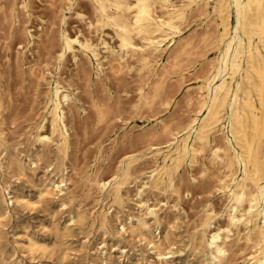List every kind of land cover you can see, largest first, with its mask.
I'll return each mask as SVG.
<instances>
[{
    "label": "bare ground",
    "instance_id": "bare-ground-1",
    "mask_svg": "<svg viewBox=\"0 0 264 264\" xmlns=\"http://www.w3.org/2000/svg\"><path fill=\"white\" fill-rule=\"evenodd\" d=\"M31 1L0 0V29L6 34L5 41L7 39L10 42L16 36L19 14L26 18L23 19L26 22L33 17ZM54 1L48 2L53 6L57 4ZM59 2V7L56 6L58 12L53 10L59 13L58 26L55 25L57 31L53 34L51 26L49 28L52 31H49L48 26V31H44V39L51 48L49 53L54 60V71L49 74L51 80L46 83L48 86L44 94L43 113L38 117L40 119L32 134V139L38 141L41 146L54 145L57 156L60 152L64 155L70 143L64 104L72 100L73 94L62 85L57 75L67 56L70 55L76 65L81 59L93 64L95 76L103 72L105 63L112 62L111 65L116 67H128L131 63H136L140 77L144 78L142 79L144 81L138 87L137 101L134 100L139 106L147 104V107L153 106L150 104L157 101V97L165 92L162 90L164 87L162 88L161 79L168 73L167 62L181 53L188 52L192 46V36L180 34V24L187 16L197 15L203 20L204 30L198 42L206 46V50H214L208 60L207 71L201 75L196 88L192 91L185 89L188 109L185 117L173 126L161 119L157 121L160 132L166 136L163 144L157 145L155 142L154 145L153 141V144L149 143L148 146L147 143V153L126 155L123 151L125 154L122 153V156H126L121 159L119 169L116 170L117 166L115 167L116 172L111 174V178L104 179L98 176L88 178L94 182L102 200L106 197L110 199L107 208L101 207L94 212L92 222L98 224L100 232L110 231L108 209L112 207L114 210L115 205L123 206V191L131 175L136 174V164H139L144 156L146 157L144 160L150 158L148 160L152 161V165L149 170L143 172L145 175L143 180L139 177L140 188L136 186V196H139L145 186L160 190L170 189L169 191L174 192L176 186L178 187L174 177L179 166L184 161L188 163L196 161L197 156L202 154L204 170H207L209 165L219 170L216 189L223 196L224 203L216 209L212 200L206 201L198 215V221H195L197 224L194 223L196 229L189 240L190 248L194 252H200L201 264H228L230 243L242 239L243 243L251 248L243 258L244 263L264 264V0ZM86 9H88L86 14L87 12L89 14L84 15ZM39 15L37 18L43 20L44 17ZM68 16L83 21L87 28L97 31V36L93 38L80 33L78 29L69 30V27L65 26ZM52 23L55 24V21L52 20ZM30 27L26 25L19 27L22 28L24 39L20 38L17 42L13 40L17 43V48H20L17 51H23L31 43H35ZM40 27L43 29V24ZM102 35H106L107 39ZM163 54H166L165 61L162 60ZM105 58L106 62L102 61ZM127 58H131L132 61L126 60ZM95 98L90 101L94 110L91 109V113L95 112L96 117L100 118L105 110L109 109H104L107 106L101 107V102H97ZM158 98L162 99L160 96ZM151 130L146 133L143 131L146 137L156 135L155 130L153 128ZM1 145L0 142V147ZM6 150L7 148L3 146L0 152ZM126 150L133 152L132 149ZM59 165L55 166V169ZM137 170L139 173V169ZM45 171H48V168ZM132 177L136 181L137 176ZM67 180L68 177L61 174L58 182L50 181L51 185L57 188L55 193L60 192L57 197L62 206L72 200L71 192L66 190ZM1 191L0 212H4L7 201L11 203L16 193L11 182L1 186ZM3 191L8 195L6 199ZM146 214L148 217L127 214L126 219L136 227L139 239L150 244L149 249L154 251L158 264H175L174 251L169 249L159 251L157 248L160 244L158 242L160 232H164L162 215L148 207ZM220 216L224 219L223 224L214 222ZM102 245L98 251L104 257L100 264H120V259L124 257L123 249L116 248L122 258L120 255L114 257Z\"/></svg>",
    "mask_w": 264,
    "mask_h": 264
},
{
    "label": "rangeland",
    "instance_id": "rangeland-1",
    "mask_svg": "<svg viewBox=\"0 0 264 264\" xmlns=\"http://www.w3.org/2000/svg\"><path fill=\"white\" fill-rule=\"evenodd\" d=\"M48 1H31L33 17L29 22L19 14V22H22H17L18 28L31 26L34 34L35 43H31L25 51H17L20 48L15 43L20 38L24 39L22 28L19 30L16 26V36L10 42L5 41L6 34L0 29V37L4 35L0 39V142L1 147L7 148L6 152H0V196L1 186L7 182L12 183L16 193L11 203L7 201L6 210L0 212V264H100L104 258L98 253L102 244L114 257L120 255L117 247L123 249L124 257L120 259V264H158L157 256L149 249L150 244L139 239L136 227L126 219L127 214L148 217L147 207L160 213L164 220L158 250L174 251L175 264H201L200 252H194L189 243L196 229L195 221L207 200H212L216 209L224 203L223 196L216 189L219 170L211 165L204 170L202 154L197 156L196 161H184L179 166L174 177L178 187L174 192L145 186L136 196V186L140 188L139 182L145 178L143 172L152 165V161L148 160L150 158L144 160V156L136 164V174L131 175L123 191V206L115 205L114 210L112 207L108 209L110 233L100 232L98 224L92 222L94 212L101 207L107 208L110 199L106 197L102 200L94 182L88 178H111V174L116 172L115 167L119 169L121 159L127 153H147V143L150 146L149 143L153 144V141L154 145L155 142L157 145L163 144L166 136L156 124L159 119L173 126L185 117L188 110L185 89L192 91L196 88L201 75L207 71L208 60L214 51L206 50L207 47L198 42L204 30L203 20L197 15H189L180 24V34L192 36V46L188 52L173 59L174 62H167L168 73L162 77L164 81L161 79L165 92L159 95L162 99L157 97L159 102L155 100L150 104L153 106H139L136 102L138 87L144 81L136 63L128 67L105 63L103 72L95 76L93 64L81 59L83 64L80 60L76 65L70 55L67 56L57 75L62 85L73 94L72 100L64 104L70 143L65 154L60 152L57 156L54 145L41 146L32 139L40 119L38 117L43 113L46 83L51 80L49 74L54 71V60L49 53L51 48L44 39V31L53 29V34L57 31L55 25L58 26L59 13L53 10L58 12L56 6L59 7L60 0H55L58 5L53 6ZM87 10H84V15L89 14H86ZM38 15L44 17L43 20H39ZM39 24H43V29ZM65 26L93 38L97 36V31L87 28L83 21L76 20L74 16H68ZM102 37L107 39L106 35ZM165 56L162 55L163 61L166 60ZM106 60L102 59L104 62ZM126 60L132 61L131 58ZM94 98L103 103L99 102L101 107L107 106L104 109H109L100 118L96 117L95 112H92L93 116L91 113L93 106L90 101ZM150 128L155 130L156 135L147 134L146 137L145 133ZM141 134L147 138V142ZM126 149H132L135 153ZM123 151L126 153L124 156ZM54 165L59 167L55 169ZM46 168L48 171H45ZM61 174L68 177L66 190L71 192L72 197L64 206L59 204L57 197L60 192L55 193L57 188L50 183L51 180L58 182ZM132 176H137L136 181ZM3 193L6 199L8 195L5 191ZM223 220L220 216L214 222L223 224ZM158 237L159 234L156 239ZM243 242L240 239L239 242L230 243L233 246L230 245L228 250V264H245L243 258L251 248Z\"/></svg>",
    "mask_w": 264,
    "mask_h": 264
}]
</instances>
